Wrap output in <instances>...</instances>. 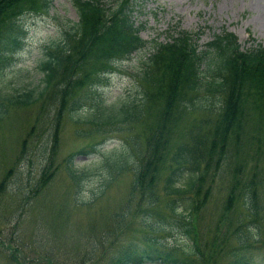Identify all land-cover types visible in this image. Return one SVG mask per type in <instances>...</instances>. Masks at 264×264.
Segmentation results:
<instances>
[{
  "label": "rangeland",
  "instance_id": "1",
  "mask_svg": "<svg viewBox=\"0 0 264 264\" xmlns=\"http://www.w3.org/2000/svg\"><path fill=\"white\" fill-rule=\"evenodd\" d=\"M75 14L70 0H50L45 10H27L20 14L23 39L20 46L11 51L9 62L0 67V93L38 82L37 59L43 56L46 45L63 34ZM132 16L142 22L138 33L146 41L106 64L103 78L96 85L85 83L77 88L73 96L78 97L79 105L74 110L63 109L57 127L52 128L56 102H47L45 94L30 102L0 99L4 107L0 114V264H104L119 245L141 238L142 220L154 226L165 225L156 213L145 212L142 204L149 203L147 197L139 199L137 191L131 193L128 167L117 172L105 187L98 186L107 157L124 145H131L133 151L142 148L148 121L152 119V112L159 109L158 100L150 106L141 104L136 114L102 122L96 127L85 119L91 116L92 96L99 99V105L138 98L141 88L145 87L139 78L140 68L150 50L151 39H165L177 28L197 29L194 39L197 48H205V41L222 28L232 31L241 47L264 38V0H137ZM185 92L187 105L180 109L174 125L177 127L175 131L172 129L167 148L170 150L173 141L182 140L185 127L194 123L197 133L201 137L205 135L200 145L206 149L210 136L217 133H208L207 123L210 113L219 105L214 96L222 94L206 93V100L214 102L207 109L190 105L196 102L198 95L195 94L201 95L200 91L188 89ZM53 129L57 130V135L50 154ZM101 139L103 142L88 152L90 144ZM228 139H222L224 147ZM213 147L216 156L220 147L218 141ZM228 152L229 149H225L223 162L215 172L209 192H204L207 198L197 210V221L195 215L192 216V224L197 237L211 240L217 248L211 264H225L230 256L244 249L239 232L248 239L243 253L244 257H253L249 264H263L258 259L264 253L263 157L252 156L251 148L246 146L234 152L230 149L229 156ZM69 154L77 169L84 170L79 179L67 173ZM253 162L257 165L255 183L259 202L253 212L250 209L244 212L240 201L237 202L234 210L243 220L238 232L223 227L214 213L221 208L229 172H241L244 177ZM161 178L158 176L152 184L160 192ZM99 188H103L102 192H98ZM156 195L155 205L165 210V194ZM167 224L159 239L183 247L186 236L171 217V210L170 228ZM246 224L251 226V236L245 230ZM196 263L204 264L201 259Z\"/></svg>",
  "mask_w": 264,
  "mask_h": 264
},
{
  "label": "trees",
  "instance_id": "2",
  "mask_svg": "<svg viewBox=\"0 0 264 264\" xmlns=\"http://www.w3.org/2000/svg\"><path fill=\"white\" fill-rule=\"evenodd\" d=\"M70 1L76 17L61 36L45 46L43 56L37 59L38 82L0 93V99L5 98L8 102H30L45 94L47 102H56L52 128L59 124L63 109L74 110L79 105L78 97L73 96L77 88L85 83L96 85L103 78L106 64L127 55L146 41L138 33L142 22L135 21L132 16L137 0ZM48 3L49 0H0V67L9 62L11 51L21 43L23 28L15 15L23 9L46 8ZM196 35L197 29L177 28L165 39H151L150 50L140 68L139 78L145 87L142 86L138 98L129 97L99 105V99L92 96L91 116L85 119L96 127L102 122L109 123L136 114L141 104L150 106L158 100L159 109L152 112V119L148 121L142 148L133 151L131 145H124L114 151L103 161L105 172L97 183L99 187H105L117 172L128 167L131 170V193L137 191L139 199L147 197L149 202L142 204L145 212L156 213L170 228L171 210V217L186 236L183 247L167 244L159 239L166 223L154 226L152 222L142 220L141 238L119 245L110 252L104 264H146L145 260L160 264H197L199 259L204 264H211L217 248L211 240L203 241L197 237L192 216L195 215L197 221V210L207 198L204 192H209V185L225 157V149H229V156L230 149L234 152L240 146H246L251 148L252 156L262 155L264 162V38L241 47L235 34L222 28L205 41V48H197ZM188 89L201 93L195 94L198 95L195 103H190L197 108H211L210 104L214 102L206 100V93L216 91L222 94L214 96L219 105L210 113V122H207L208 133H217L210 136L205 149L200 145L205 135L201 137L192 123L185 127L184 138L173 141L168 150V140L170 138L171 141L172 129L176 130L177 125H174L180 109L187 105L184 95ZM1 104L0 101V114L4 108ZM56 133L55 129L51 132L54 143L49 148L50 154ZM225 137L229 139L224 147L222 139ZM216 141L220 147L215 156L213 145ZM102 142V139L92 142L88 152ZM71 154L66 157L65 168L69 175L79 179L84 170L77 169ZM256 174V162L244 177L241 172H229L221 208L214 213L223 227L239 232L238 226L243 224V220L234 210L238 201L244 212L255 209L259 202ZM160 175L161 192L167 200L165 210L155 205L156 194L161 192L152 186ZM102 189L99 188L98 192ZM124 210L126 212L127 205ZM250 227L246 224L245 230L251 236ZM239 233L244 249L230 256L225 264H249L253 259L244 257L248 239L246 234ZM259 258L264 264V253Z\"/></svg>",
  "mask_w": 264,
  "mask_h": 264
}]
</instances>
